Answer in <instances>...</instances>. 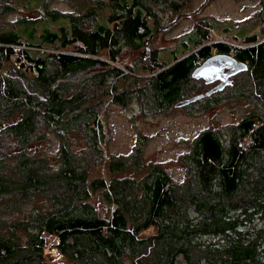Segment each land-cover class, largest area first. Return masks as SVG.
Listing matches in <instances>:
<instances>
[{
	"label": "trees",
	"instance_id": "16d2710c",
	"mask_svg": "<svg viewBox=\"0 0 264 264\" xmlns=\"http://www.w3.org/2000/svg\"><path fill=\"white\" fill-rule=\"evenodd\" d=\"M33 1L25 7L44 18L18 16L0 30V264H264V12L260 36L213 41L208 23L196 24L184 44L195 43L161 60L150 51L161 30L155 7L179 11L186 0H79L76 13ZM11 2L0 0V17L15 10ZM128 48L139 55L133 80L116 64ZM215 52L248 65L247 82L225 88L251 104L234 134H200L181 183L160 164L141 165L138 149L109 161V180L91 179L104 154L101 102L133 96L168 110ZM46 130L60 141L50 156L39 145ZM99 190L109 216L90 201ZM47 236L62 260L48 261Z\"/></svg>",
	"mask_w": 264,
	"mask_h": 264
},
{
	"label": "rangeland",
	"instance_id": "374dc122",
	"mask_svg": "<svg viewBox=\"0 0 264 264\" xmlns=\"http://www.w3.org/2000/svg\"><path fill=\"white\" fill-rule=\"evenodd\" d=\"M26 2L30 4L35 1L12 0L11 3L15 10L8 11L5 16L0 17V30L11 27L18 16L44 18L43 14L47 13L44 9H42L43 13L34 9L30 10L25 7L24 3ZM46 2L47 7L53 12L59 10L64 13H76L78 12L77 5H84L79 0H46ZM155 12L161 30L159 29L160 31H157L152 39L150 51L158 50L161 60H169L186 51L195 43L190 41L189 44H184L186 36L194 30L196 24L204 25L207 22L211 27L210 36L214 39L213 41L240 43L237 39H241L243 33L245 36L262 35L260 19L264 12V0H186L179 11L156 6ZM60 25V21H52L48 26L52 30H57ZM43 26L39 24V32L42 31ZM27 49L33 50L30 47ZM99 53L101 56L102 54L108 55L107 49L104 51L102 49ZM138 57L137 52L128 48L123 51L116 63L131 75L130 80L139 75V72L135 73L136 71L131 69ZM203 62L200 61L198 64ZM4 68L7 72L14 70L10 63H6ZM245 71L236 76L231 86L237 82H247L248 74ZM141 73L143 76L147 75L145 71ZM119 86L123 88L130 85L120 81ZM207 89L202 80L195 79L181 99L191 98L206 92ZM233 90V88H229L221 94L212 96L211 103L210 99L201 98L183 107L172 106L168 110L160 111H153L149 105L133 96L129 97L125 103L115 102L112 96L104 99L99 107L101 134H103L100 145L104 154L102 162L92 165L91 179L105 178L109 180V161L123 158L134 151L133 149H138L142 150L141 165L160 164L176 183L183 182L187 178L183 158L191 151L195 139L208 130L215 131L223 137L234 134L236 126L250 112L249 99L229 97ZM209 103L210 107L205 108L204 106ZM46 132L47 139L41 141L39 145L42 152L50 156L59 151L60 141L54 132L49 130ZM247 140L243 144L246 145ZM81 147L80 143L74 141V150L80 151ZM90 201L101 216H109L111 209L105 202L103 190L92 194ZM151 233L153 230L149 229L145 235ZM47 239L46 257L48 261L62 260L59 253L54 250V245L58 242L56 236H47Z\"/></svg>",
	"mask_w": 264,
	"mask_h": 264
},
{
	"label": "water",
	"instance_id": "95a60500",
	"mask_svg": "<svg viewBox=\"0 0 264 264\" xmlns=\"http://www.w3.org/2000/svg\"><path fill=\"white\" fill-rule=\"evenodd\" d=\"M224 69H228L224 71ZM248 69L245 62L238 61L233 55L227 53H217L207 58L200 64L192 73L195 79H204L206 83H212L215 80H220V83L205 93L198 94L191 98L181 100L176 104V107H183L201 98L208 97L214 93L224 90L229 85H232L234 75Z\"/></svg>",
	"mask_w": 264,
	"mask_h": 264
},
{
	"label": "flooded vegetation",
	"instance_id": "af4514ba",
	"mask_svg": "<svg viewBox=\"0 0 264 264\" xmlns=\"http://www.w3.org/2000/svg\"><path fill=\"white\" fill-rule=\"evenodd\" d=\"M214 54H217V52H215ZM213 54V55H214ZM200 65V64H199ZM198 67V66H197ZM228 69H224V71H227ZM240 74V73H238ZM238 74L234 75L232 78V81L234 82V79L236 78V76H238ZM198 80H202V82L205 84L206 88H208L206 91L212 89L213 87H215L216 85H218L220 83V80H215L214 82L212 83H206L204 79H198ZM233 84V83H232ZM231 86V85H229ZM227 88V87H226ZM225 90V89H224ZM222 90V91H224ZM221 92V91H220ZM205 93V92H204ZM202 134V133H201ZM249 134H252V132H250Z\"/></svg>",
	"mask_w": 264,
	"mask_h": 264
},
{
	"label": "bare ground",
	"instance_id": "6f19581e",
	"mask_svg": "<svg viewBox=\"0 0 264 264\" xmlns=\"http://www.w3.org/2000/svg\"><path fill=\"white\" fill-rule=\"evenodd\" d=\"M120 91V90H119Z\"/></svg>",
	"mask_w": 264,
	"mask_h": 264
}]
</instances>
